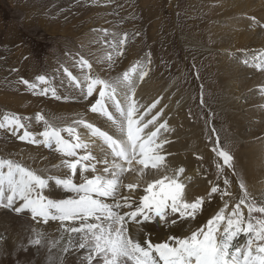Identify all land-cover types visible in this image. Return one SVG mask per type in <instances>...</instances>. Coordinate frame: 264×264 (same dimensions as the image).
<instances>
[{"label":"rangeland","instance_id":"obj_1","mask_svg":"<svg viewBox=\"0 0 264 264\" xmlns=\"http://www.w3.org/2000/svg\"><path fill=\"white\" fill-rule=\"evenodd\" d=\"M218 3L219 0H0V122L5 114L19 115L22 122L28 125V130L36 133L44 128L43 121L36 120V114L40 113L57 127L71 125L77 127L78 131L82 126L72 125L73 120L84 118L89 113L99 114L89 111L88 101H81L79 90L69 80L64 68L80 80L89 74L115 81L132 65H142L148 71L147 78L150 77L157 90L169 87L170 92L175 94V101L185 105L181 107L187 119L183 124L188 132L191 154L200 168V171L197 169L186 176V181L180 177L186 183V188L197 189L203 194L206 193L205 186L211 188L215 184L222 190L227 188L232 193L231 197L221 200L217 194L214 199L218 208L227 201L229 208L226 211H230L242 195L238 181L243 180L250 196L258 204H264V184L256 177L257 183L253 186L243 167L247 164L245 152L264 145V124L255 126L259 121L258 110L264 111V102L253 104L264 99V93L254 87H240V81L232 82L230 88L226 89L222 74H229L219 68L224 62L231 61L232 65L242 70L239 76L236 73L237 79H252L256 75L264 77V71L258 70V74L249 71L252 61L248 65L243 63L247 59L245 55L252 58V55L259 53L258 49L253 51V44L264 46V34H261L264 29L257 25L247 27L248 35L252 31L255 33L256 43L247 40L250 47L225 50L234 44V38L237 41L240 38L228 23L232 12L230 9H220ZM101 30H107V35ZM215 30L224 34H216ZM121 39L125 40L122 48L119 45ZM105 41L114 42L115 49ZM231 56H240L244 66L235 63ZM80 57L92 65L90 72L77 65ZM38 75H46L50 81L49 87L60 90H57L59 96L66 93L71 98L59 100L52 97L50 92L47 96L34 95L21 81L27 79L35 82ZM14 96L24 105L19 106L18 103V107H13ZM75 97L80 101L74 100ZM119 99L123 104V95ZM111 109L115 110L110 104L109 111ZM236 115L242 121L238 129L233 128ZM107 122L114 126L111 121ZM164 130L161 129L160 136ZM87 134H90L89 130ZM18 135L0 129V159L15 160L43 175L62 174L60 166L65 158L59 152L54 148L45 150L27 146L29 144L21 142ZM62 135L70 139L67 133L62 132ZM113 137L119 138L118 135ZM171 140L164 146L169 174L178 170L171 167L173 161L168 152ZM217 141L233 156L236 175L225 166L219 170L218 176L216 165L223 162L212 151ZM101 144L100 141V144L90 148L98 153V158L101 156ZM205 149L206 152H200ZM176 153L184 155L183 151ZM185 157L190 160L188 155ZM98 167L102 168L103 165ZM182 168L184 172L180 176L189 170L188 167ZM77 177L74 180L79 182ZM225 178L229 180L227 186L223 183ZM124 179L125 182H135L136 177L126 175ZM198 179L204 180L207 185L200 188ZM52 186L56 189L54 182ZM255 188L258 190L254 192ZM56 190L53 192L47 188L44 191L50 196L57 193L59 197L65 196L62 191ZM241 208L246 215V209ZM6 214L11 216L10 225L5 219ZM32 224L39 225L38 229H43L39 231L47 234L54 225L59 227L56 221L43 224L33 221L30 215L17 216L0 209V234L5 237L0 240V264H49L56 257L55 254L54 257L53 254L50 256L48 249L27 246L26 238L30 226L33 228ZM18 241H24L23 248L26 250H22ZM240 242H244L243 237L234 240L233 244ZM69 259L67 255L65 262L63 257V264H70ZM77 263L79 261L74 264Z\"/></svg>","mask_w":264,"mask_h":264},{"label":"snow or ice","instance_id":"obj_2","mask_svg":"<svg viewBox=\"0 0 264 264\" xmlns=\"http://www.w3.org/2000/svg\"><path fill=\"white\" fill-rule=\"evenodd\" d=\"M248 19L264 29V24L255 17ZM101 31L107 35V30ZM105 43L116 47L112 41ZM124 44L121 39L120 47ZM251 61L257 70L264 71V51L253 55ZM76 63L90 72L92 65L83 57ZM243 63L248 65L249 60ZM64 72L80 96L89 102V111L111 121L121 138H114L83 118L73 120L72 125L82 126L91 137L102 142L98 158L75 126L57 127L37 113L36 120L44 123L38 133L42 139H37L19 115L3 116L0 129L11 130L13 134L23 130L18 135L20 141L54 147L65 158L61 167L67 171L60 175L39 174L15 160L0 159V209L17 216L30 215L33 221L43 224L59 222V229L66 234L52 239L46 232L32 228L26 238L28 247L47 248L50 256L52 249H57V256L49 264H63L64 254L81 251L79 264H264V204H258L250 196L243 180L238 181L242 195L230 211H226L229 204L225 201L223 207L201 223L199 218L206 203H211L217 194L224 200L232 193L214 184L206 195L190 198L186 183L180 179L184 169L169 174L162 154L169 141L159 135L161 129L166 130V122L159 123L163 109L147 118L160 101L141 111L143 106H138L134 99L137 78L143 81L148 75L144 66L132 65L115 81L89 74L80 80L67 68ZM21 82L34 95L47 96L50 92L52 97L62 98L55 87H49L46 75L36 76L35 82L27 79ZM260 91L264 92V86ZM121 93L123 104L119 99ZM110 104L119 117L109 111ZM212 151L223 162L216 165L218 176L225 166L236 175L233 156L218 141ZM99 165L103 167L98 170ZM126 175H134L135 182H125ZM77 176L79 182L74 180ZM50 182L65 196L46 194L44 190ZM223 183L227 186L229 180L225 178ZM241 206L247 209V216ZM151 225L170 231L173 227H186L187 231L167 235L160 241L154 240L149 232ZM241 237L244 242L234 245L233 241ZM3 239L0 234V240ZM18 243L26 250L24 241Z\"/></svg>","mask_w":264,"mask_h":264},{"label":"bare ground","instance_id":"obj_3","mask_svg":"<svg viewBox=\"0 0 264 264\" xmlns=\"http://www.w3.org/2000/svg\"><path fill=\"white\" fill-rule=\"evenodd\" d=\"M218 7L220 9H230V11L232 12V16L230 18H228V23L234 28V33L239 34V38H240V40H238V41L234 38V44L228 48H225V50L230 51V50H234V49H239L240 47H242V48L250 47V45H248L246 43L247 40L249 42L256 43L257 37L255 36V33L252 31V33H249V35H248L246 28L249 26H250V28L254 26V24H252L251 20L248 19L249 17H256L260 20V23L264 24V0H219ZM250 28H249V30H250ZM215 33L216 34H224L223 31H219V30H215ZM261 34H264V30L261 31ZM262 46H260L259 44H253L251 47H252V49H254L253 51H256L258 49V52H261V51H264V48H263L264 46L263 47ZM245 57L247 59L248 58L250 59L251 55H245ZM231 59H234L235 63L242 64L240 61V56H237V58H235V56H233V57L231 56ZM249 61L251 62V60H249ZM219 68L221 70H223V72L228 71L227 73L229 74V76H224V74H222L223 84L226 85V89L230 88L232 82H235V81H238V82L240 81L241 82L240 87H244V88H248V89L251 87H254L255 89H261V87L264 86V77L260 76V75H256L252 79H247V78L246 79H237L235 77L236 73H237V76H239V74L242 70L237 68L236 65H232L231 61L224 62L223 64L220 65ZM249 69H250L249 70L250 72H253L254 74H258V70L254 66H250ZM233 84H236V83H233ZM56 90H59V89L56 88ZM59 92H60V90H59ZM252 93H255V92H252ZM261 93H264V92H261ZM60 95H61V93H60ZM121 95H123V94L121 93ZM228 96L232 97V94H229ZM61 97L63 99L66 98L67 100L69 98H71L66 93H64V95H62ZM78 97L81 99L82 102L85 101L80 96V93L78 94ZM155 98H156L155 101L159 100L160 103L157 104V107L152 110V113H150L147 118L151 119V115L155 114V112L159 111L160 109H163V111L161 113V118L159 119V123H165L166 122V130H164L161 137L165 138L167 140L172 139L170 144H169V150H168L169 154L172 157V161H173V164L171 165V167H176L177 169L182 168V167H188L189 168L188 172H186L185 175L180 176L183 179V181H186L187 180V179H185L186 176H188L192 171H196L197 169H198L197 171H200V168L197 167L198 165L196 164V162L193 159V154H191L192 147L190 146L191 144H189L190 142H189V139L187 137L188 132L185 131V126L183 124L184 120H187V119L185 116H183V111H182L181 107L184 108L185 105L182 103L184 105V106H182L181 102L175 101V94H172V92H170L169 87L168 88H162L161 90H157L156 86L154 84H152L150 77L147 78V76H146L143 81H140L137 78V87H136L134 99L137 101L138 106H143V107H141L140 110L144 111V108H146L148 105L153 103V99H155ZM0 100H2L1 97H0ZM74 100L80 101L77 97H75ZM14 102H15V104H13V107H18V105H17L18 103H20L19 106L24 105L22 103V101H20L17 96H14ZM263 102H264V99H262L260 101H256L253 104H258V103H263ZM111 112H113L115 116L119 117V113L116 112L114 109H111ZM258 113H259V121L256 122L255 126H259V123L264 124V111L258 110ZM184 115H185V113H184ZM167 116H169V119H166ZM83 119L87 120L90 123H93L97 127H100L101 130L107 131L109 133V135L110 134L111 135H118V137L121 138V134L117 130L116 126H111V124L107 122L108 120L105 119V117H102V116L97 115V114L89 113V114L84 115ZM241 125H242V121L240 120V116H237V115L234 116L233 128L238 129ZM6 130L11 132V134H13V132L11 130H8V129H6ZM153 130H155V129L153 128ZM172 131H173V134L171 135ZM20 132L22 134V130ZM20 132L16 133V134H20ZM263 132H264V129H263ZM38 133L39 132L34 133V134H36V138L42 139L41 137L38 136ZM78 133L80 134L82 140L89 143L90 148H93L96 145L100 144V141L98 140V138L91 137L90 134H87V129L80 127V128H78ZM251 134H252V132H251ZM21 142L29 144V143L24 142V141H21ZM30 145L32 147H35L36 149L42 148L45 150H49V149L54 148V147L53 148L44 147L43 144H40V146L29 144L27 146H30ZM176 151H183L184 155L182 153L177 154ZM40 152H41V150H40ZM200 152H206V149H205V151L200 150ZM92 153L94 155L98 154L96 152H92ZM166 153H167L166 151L162 152V154H164V155ZM245 153H246V155H244V158L247 160V164H244L243 167L245 170V174L247 175V178L253 181L252 182L253 186L256 185V183H257V181L255 180L256 177H259L260 178L259 182H262V184H264V145H260L259 147L254 148L252 151H248ZM28 155H29V153H28ZM186 155L189 156L190 160L187 157H185ZM35 156H36V154H35ZM24 157H25V155H24ZM36 157H38V156H36ZM254 165H256V167H254ZM99 169H101V168L98 167V170ZM64 170H66V169L61 168L62 173L64 172ZM77 179L79 180V177H77ZM197 183L200 185V188H202L204 185H207L206 182L202 179H198ZM208 185L211 186L210 184H208ZM48 188L53 190V192H57V190H56L57 188L55 189L54 186H52V182H50V186ZM210 189L211 188L205 186V192H206L205 194H207V192L210 191ZM186 190H187V194L190 198H195L196 196L205 195L197 189L186 188ZM257 190L258 189L255 188L254 192ZM263 195H264V193H263ZM54 196L59 198L58 193H57V195H54ZM260 199H261V197H260ZM223 202L224 201H222L221 204ZM218 206H217L215 199L212 200L211 203H206L205 211L203 212V215L200 216V218H199L200 222L201 223L205 222L207 218H210V216L215 213V211H218L219 210ZM246 211H247V209H246ZM5 219L8 221L9 225L12 223L10 215L6 214ZM32 226H33V228H35L37 230H43V229H38L39 225H33L32 224ZM192 226L195 227V222H193ZM30 228L32 229L31 226H30ZM24 230H26V229H24ZM148 230H149V232H151L154 240L163 241L167 235H170L173 233H175L176 235H181L187 231V228L186 227H173L170 231L167 228H162V227H159L156 225L155 226L151 225V226H149ZM9 233L10 232H8V234ZM61 235H66V234H63L57 225H54V228L52 227V229H50V231L48 232L49 238H52V239H58V238H60ZM241 243H243V242H241ZM45 249H47V248H45ZM52 254H53L52 257H54V254L57 256V249H52L51 255ZM67 255H69V257H70V259H69L70 264H74L75 262L80 261V258L83 255V252L81 251V252H72L71 254H64L63 257L65 258V262H66ZM74 256L77 259L74 258Z\"/></svg>","mask_w":264,"mask_h":264}]
</instances>
